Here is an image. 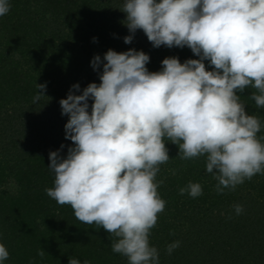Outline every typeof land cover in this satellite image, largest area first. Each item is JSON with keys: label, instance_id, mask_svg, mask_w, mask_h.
I'll return each instance as SVG.
<instances>
[{"label": "clouds", "instance_id": "1", "mask_svg": "<svg viewBox=\"0 0 264 264\" xmlns=\"http://www.w3.org/2000/svg\"><path fill=\"white\" fill-rule=\"evenodd\" d=\"M9 10L8 0H0V16ZM120 10L130 32L125 44L142 30L153 47L187 46L199 59L166 57L162 70L150 72L142 50L109 49L103 60L95 55L91 66L98 71L102 65L100 83H89L80 95L74 84L59 101L68 116L65 139L73 146L66 157L63 144L49 152L55 179L45 192L70 205L82 223L112 234V251L128 264H159L149 235L166 203L157 191L163 181L155 182L159 165L170 159L165 138L178 145L180 159L206 155L218 193L264 172L261 122L237 95L251 85L259 92L251 98L264 107V0H125ZM37 87L33 103L45 96L46 84ZM185 192L195 198L202 187L189 182L180 189ZM234 210L239 215L243 206ZM179 246L169 244L168 254ZM37 254L42 258L45 251ZM8 257L0 244V261ZM69 264L81 261L71 258Z\"/></svg>", "mask_w": 264, "mask_h": 264}, {"label": "trees", "instance_id": "2", "mask_svg": "<svg viewBox=\"0 0 264 264\" xmlns=\"http://www.w3.org/2000/svg\"><path fill=\"white\" fill-rule=\"evenodd\" d=\"M124 2L8 0L10 10L0 16V244L9 252L0 264H69L71 258L81 264H128L126 256L112 251V234L82 223L70 205H59L45 192L55 179L49 152L63 144L66 157L73 146L65 139L68 116L61 114L59 101L74 84L80 95L89 83H100L102 65L98 71L91 66L95 55L103 60L109 49L142 50L150 57V72L162 70L166 57L181 63L199 59L187 46L153 47L142 30L125 44L130 32L120 10ZM37 84H46L45 96L33 103ZM254 92L259 94L249 85L237 95L246 113L259 118L257 139L264 144V107L251 98ZM88 103L90 112L93 101ZM165 146L170 159L159 165L155 182L163 181L157 191L166 203L149 235L159 264H264V172L218 193L206 155L184 160L178 145L165 138ZM189 182L200 184L202 195H181ZM237 204L243 206L239 215ZM174 241L180 246L169 255L167 246Z\"/></svg>", "mask_w": 264, "mask_h": 264}, {"label": "rangeland", "instance_id": "3", "mask_svg": "<svg viewBox=\"0 0 264 264\" xmlns=\"http://www.w3.org/2000/svg\"><path fill=\"white\" fill-rule=\"evenodd\" d=\"M7 188H9V189H14L15 188V184H13L12 182L11 183H9V184H7Z\"/></svg>", "mask_w": 264, "mask_h": 264}]
</instances>
